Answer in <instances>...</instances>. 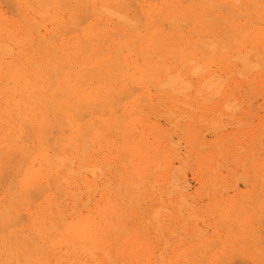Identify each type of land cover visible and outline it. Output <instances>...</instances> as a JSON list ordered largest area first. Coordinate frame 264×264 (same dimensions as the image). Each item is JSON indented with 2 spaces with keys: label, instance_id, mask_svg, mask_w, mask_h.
<instances>
[{
  "label": "bare ground",
  "instance_id": "6f19581e",
  "mask_svg": "<svg viewBox=\"0 0 264 264\" xmlns=\"http://www.w3.org/2000/svg\"><path fill=\"white\" fill-rule=\"evenodd\" d=\"M8 2L0 264H264V0Z\"/></svg>",
  "mask_w": 264,
  "mask_h": 264
},
{
  "label": "rangeland",
  "instance_id": "374dc122",
  "mask_svg": "<svg viewBox=\"0 0 264 264\" xmlns=\"http://www.w3.org/2000/svg\"><path fill=\"white\" fill-rule=\"evenodd\" d=\"M0 3L4 6V7H6L5 9H7V10H10V8H9V6H7L6 4H9V2H8V0H7V2H5V0H0ZM9 8V9H8ZM238 262V263H237ZM237 262L236 261H234V263H232V264H235V263H237V264H239L240 262L237 260ZM244 264H246V263H244Z\"/></svg>",
  "mask_w": 264,
  "mask_h": 264
}]
</instances>
